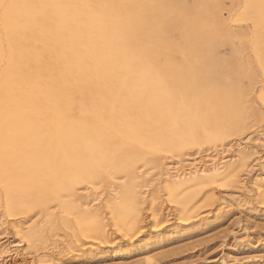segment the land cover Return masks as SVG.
<instances>
[{
  "label": "bare ground",
  "instance_id": "6f19581e",
  "mask_svg": "<svg viewBox=\"0 0 264 264\" xmlns=\"http://www.w3.org/2000/svg\"><path fill=\"white\" fill-rule=\"evenodd\" d=\"M99 4L0 0V205L9 215L38 208L53 217L48 207L56 201L79 212L80 233L96 239L108 231L99 209L103 191L82 182L127 177L109 192L107 207L115 228L128 235L141 222L142 167L160 170L183 212L205 187L234 177L239 166L227 158L226 145L193 157L182 151L216 134L243 130L250 109L245 98L258 76L252 63L264 77V0H244L242 15L251 19L253 30L240 34H252L244 46L253 56L246 53L236 62L234 54L206 69H200L205 58L192 41L200 35L190 34L183 49L170 44L155 49L154 42L126 39L136 33L115 37L114 29H124L121 22L141 12L132 8V0L106 9ZM212 4L203 25L210 47L216 35L234 34L223 23L232 0ZM195 12L198 19L203 10ZM108 15L119 23L110 34L104 32ZM85 33L100 40H86ZM111 35L119 40H108ZM228 66L232 72L222 80L218 70ZM165 153L186 157L176 166V159L161 161ZM247 157L242 156L243 164ZM34 238L26 232L14 244ZM1 240L0 264H6L9 246Z\"/></svg>",
  "mask_w": 264,
  "mask_h": 264
},
{
  "label": "rangeland",
  "instance_id": "374dc122",
  "mask_svg": "<svg viewBox=\"0 0 264 264\" xmlns=\"http://www.w3.org/2000/svg\"><path fill=\"white\" fill-rule=\"evenodd\" d=\"M132 2V8L141 13L132 16V21L121 22L124 29H114L115 32L111 28L119 23L106 16L105 33L114 32L115 37L136 33V38L132 35L126 39L154 42L155 49L169 44L183 49L191 42L189 37L198 34L200 36L192 41L196 42L198 51L205 58L200 69L230 61L234 54L236 62L241 61L246 53L253 56L251 49L244 46L252 34L249 38L240 34L242 29L253 30L251 19L242 15L244 0H232L223 23L234 34L228 37L216 35L214 47L209 46L211 35L203 26L208 12L215 6L212 0ZM100 4L106 9L111 4H118V0H100ZM196 8L203 10L202 18L197 19ZM150 24L153 29L147 27ZM89 34L85 33L89 37L86 40H100ZM114 36L111 35L108 40H119ZM252 65L258 76L251 81L252 88L245 98L250 105L246 127L224 136L216 134L215 139L188 145L182 151L189 154L187 157H193L205 154L206 149L226 145L227 158L233 157L234 165L239 166L234 177L224 178L222 184L205 187L189 203V212H183L176 201L178 197L174 199L166 189L160 170L154 169L151 164L142 167L137 185L139 191H146L139 207L141 222L139 228L128 235L115 228L107 207L109 192L127 183V177L112 182H82L80 186L88 185L103 191L99 209L108 231L99 239L80 233L77 226L80 213L63 208L56 201L48 207L53 217L38 208L9 215L0 205V237L9 246L10 252L4 260L6 264H264V77L257 65ZM231 70L230 66L218 70L221 79ZM239 149L248 152L240 153ZM245 154L248 157L243 164L241 158ZM159 156L162 162L176 159V166H180V161L186 157L175 153ZM226 170L225 167L222 172ZM61 199L68 200L69 197L63 195ZM26 232L33 233L34 240L31 243L24 240L15 245ZM146 256H151V261L147 262Z\"/></svg>",
  "mask_w": 264,
  "mask_h": 264
}]
</instances>
